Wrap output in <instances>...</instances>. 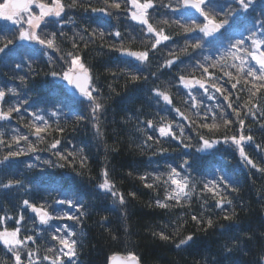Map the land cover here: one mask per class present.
Masks as SVG:
<instances>
[{
    "label": "trees",
    "instance_id": "16d2710c",
    "mask_svg": "<svg viewBox=\"0 0 264 264\" xmlns=\"http://www.w3.org/2000/svg\"><path fill=\"white\" fill-rule=\"evenodd\" d=\"M36 1L51 6L56 0ZM113 2L59 0L64 5L61 17L46 20L37 31L42 39L55 34L53 48L39 43L20 45L19 28L0 20V32H11L16 38L6 53H0V88L6 92L0 108L20 109L0 120V139L4 141L0 144V233L19 229L15 239L21 241L11 247L0 241V264H16L14 253H19L22 264H52L54 259L57 264H108L117 254L136 257L141 264H259L264 255V173L247 165L224 137L251 135L253 140L242 147L249 159L264 166V98L258 94L252 109L255 115L249 113L248 88L253 81L247 76L249 67L259 74V65L247 53L257 51L253 39L264 40L260 27L264 0H253L247 10L238 0H209L204 10L217 21L228 20L210 37L198 29L183 31L180 24L203 26L207 21L188 14L182 0H153L154 7L146 14L148 21L170 37L155 48V33L131 22V0H115L120 9L112 7ZM92 8L105 11L93 12ZM194 40L200 48L192 49ZM238 40L244 41L241 49L235 46ZM125 50L147 51L148 59L123 60L119 54ZM259 51H264V44ZM69 52L80 57L92 77L91 88L99 90L93 95L103 107L96 114L86 97L75 95L57 81L71 68ZM236 57H242L244 63ZM169 59L174 61L171 66L166 64ZM16 64H22V70H16ZM201 64L208 67L207 73ZM226 73H231V80ZM132 75L140 79L132 81ZM18 76H24L26 83L22 85ZM180 76L204 80L207 91L196 84L184 88ZM237 80L240 83L233 89ZM212 84L222 88L223 94ZM10 88L16 93L9 92ZM157 93L168 95L171 103ZM224 95L241 112L243 129ZM35 115L43 121L35 120ZM225 119L232 123L225 125ZM149 120L155 127H148ZM44 121L47 130L35 136L31 126ZM205 123L218 127H201ZM168 124L178 137L183 129V136L161 137L158 128ZM58 127L64 131H57ZM20 136L28 140L17 144L13 137ZM148 136L153 140L148 141ZM201 136L219 144L202 153ZM55 139L61 142L51 149ZM18 149L25 154L4 161L10 150ZM57 151L67 159L56 156ZM171 168L187 178L185 191L191 192L179 201L167 199L175 187L165 183ZM140 176H151L148 182L154 184L153 189L146 188ZM106 180L117 196L99 186ZM209 181L232 201L222 206L224 211L216 206L214 193L204 189ZM10 183L11 187H4ZM24 200L47 213L50 218L45 225ZM60 200H72L74 206L58 203ZM157 200L168 207L160 208ZM233 211L232 220L223 219ZM193 215L201 223L193 221ZM208 219L214 221L212 227H208ZM161 233L169 239H161ZM189 235L192 239L179 245ZM60 237L75 242V255H64L68 249L59 243Z\"/></svg>",
    "mask_w": 264,
    "mask_h": 264
},
{
    "label": "snow or ice",
    "instance_id": "6c2138e0",
    "mask_svg": "<svg viewBox=\"0 0 264 264\" xmlns=\"http://www.w3.org/2000/svg\"><path fill=\"white\" fill-rule=\"evenodd\" d=\"M132 4L134 7H136L138 9L137 12L133 13V19H138L142 24L147 25V31L149 33H155L156 39H155V43L152 45L153 48L156 47V45L160 44L161 41H166L169 40L170 37L169 35H165L163 33V31H156L152 24L149 23L148 19L146 18V14H147V10L151 9L154 7L153 4V0H145L144 3H139V0H131ZM207 2H209V0H182V6L184 8H192L195 9L197 12H199L204 19L207 21V23L203 26H199V25H195V26H187L185 24H180L179 21H176L177 24H180V27L183 28V31L186 33L189 32H193L196 31L197 29L204 33V35H212L214 32L219 31L221 28H223L227 23L228 20L227 19H223V20H219L217 21L216 18L214 16H210L208 12H206L204 10V8L202 6H204ZM73 3H75V0H73ZM238 3L240 5V7L244 10H247L252 4H253V0H238ZM34 4V0H4L3 3H0V19H2L3 21H7L10 22V27L16 26V25H20V28L18 29L19 31V36L18 39L19 40H31V41H37L40 45H44L48 48H53L54 47V40H55V34H53V38H49V39H42L40 38L35 31H33L32 29H37L40 27V23L41 21H43L44 17L53 14L55 16H60L61 12L64 11V5L59 3V0H56V6L55 8H48L45 4L42 3H38L35 4V7H38L40 9V13L39 15H33L32 13V5ZM112 7H114L115 9H120L121 8V4L119 2H113ZM85 11H87V9H85ZM93 12H104L105 9H97V8H92ZM27 14V19L25 21V23L28 25V29L26 30L23 27V24L21 23V18ZM109 15H111V13H109ZM260 27L262 29H264V23H262L260 25ZM61 35H63V33H61ZM104 33H100V36L103 37ZM121 35L120 32H116L115 36L119 37ZM253 36H255V33H253ZM0 37H2L3 39L0 40V44H2V46H0V53H6V51L9 49V46L14 45L16 43V38L12 35L11 32H9L8 34H5L4 32H0ZM252 43L254 45L257 46V51H250L247 53V55H249L251 57L252 60H254L258 65H259V74L254 71L251 67H249L248 71H247V76L252 78L251 82V87L248 88V92L250 94V98L248 101V105H251V107H249V113H251L252 115H255V113L252 111V109L256 106V102H255V98L258 96V94H260L261 98H264V51H259V45L260 44H264V40H256L253 39ZM244 45V41L243 40H238L236 42V47L238 49L243 48ZM87 46V45H85ZM73 47H77V45L75 43H73ZM192 49H197L201 47V44L199 43L198 40H194L193 43L191 44ZM184 51H187V48L184 49ZM131 56H135L138 60L141 61H146L148 59V55L149 53L147 51L144 52H131L128 53ZM69 57H71V68L69 69V71H66L63 73V79L67 80L69 82V84H72L75 86L76 89L79 90L80 94L84 97H86L90 102H91V111L93 114L98 113V111L103 107V103L102 101L99 99L98 96L93 95L94 92H98V89L95 88H90V81L92 79V77L89 75V70L85 67L84 63L81 62V59L78 55H74L72 52H69L67 54ZM238 59L241 60V64L244 63V60L242 57H236ZM176 59H179V57H176ZM205 59H208V57H205ZM174 63L173 60L169 59L166 64L167 66H171ZM212 67H214L215 65H210ZM200 67L203 69V71L205 73L208 72V67L204 66L203 64L200 65ZM23 65L22 64H16L15 65V69L16 70H22ZM76 70V74L75 75H70V72ZM51 75L55 76L57 75V73L52 72ZM226 75L229 76V79H232V75L231 73H226ZM20 81L21 84H25L26 80L24 76H18L17 77ZM140 79V77L136 76V75H132L131 76V80L132 81H136ZM180 81L181 83L184 85L185 88H189L191 87L193 84L199 85L200 88L205 89V91H207V88L205 87V81L204 80H195V81H190L185 79L184 76H180ZM254 81H261V83H255ZM240 83L239 80H237L236 83L232 84V88L235 89L237 88V84ZM212 87L216 88V91L221 92L223 94L224 90L220 87H217L215 84L211 85ZM111 87V86H109ZM9 92H12L13 94L16 93V89L15 88H10L8 89ZM158 95L163 96V99L165 101H167L168 103H171V100L169 98L168 95L163 94V93H157ZM6 96V92L3 88H0V101H4V98ZM224 99L226 101H229L228 103V108H231L234 115L237 117V121L238 124L240 126L241 129L244 128L245 125V120L242 117V114L239 110H237V108L233 107L232 102L230 101V97L229 95H224ZM193 100H195V97H193ZM247 106V105H246ZM20 109L19 108H9L8 111H4L2 108H0V120H6L8 119L12 112H19ZM177 111L179 112V109H177ZM53 115H55V113H53ZM181 115H183L181 113ZM261 116H264V111H261ZM35 120H40L43 121V117L39 116V115H35L34 117ZM77 119H84V117H78ZM214 119V117H213ZM98 120V117H97ZM148 127H155V125L153 124V122L151 120L146 122ZM232 121L225 119L224 120V124L225 125H229L231 124ZM34 129L33 134L37 137L41 136V133L45 132L48 128V124L46 121L43 122L42 125L40 124H33L31 126ZM201 127L204 128H216L218 127V125H216L215 123L209 125V124H202ZM262 127H264V125H262ZM57 131L59 132H63L64 129L63 128H57ZM159 134L161 137H172L173 139H178L180 137L183 136V129L180 130V137H178L176 135L175 132H173L172 127L170 124L168 125H164V126H160L158 128ZM13 139L16 141L17 144H19L20 140H24L27 141L28 137L27 136H20V137H13ZM201 140H203V146L205 148L207 147H211V144L209 142L208 139H205L203 136L200 137ZM225 142L231 140L232 143H234L235 145H237L239 147V153L240 156L244 159V161L246 162L247 165H250L252 168L257 169L259 172L264 173V166H258V164L256 162H254L253 159H249L248 156L245 153V149L241 146L245 141H252L253 137L251 135H244V134H240L238 137L236 135H233L231 137L225 136L224 137ZM148 141L153 140L152 136H148L147 137ZM60 140L59 139H55L51 144H50V148L51 149H57V146L60 144ZM4 143V141L2 139H0V144ZM212 143H216V141H213ZM8 147L11 149V145H8ZM185 147H188V145H185ZM30 150L31 151H36V149L34 147L30 146ZM166 151V149L164 150ZM25 152L23 149H18L16 151H12L10 150L7 153V156H5L4 161H9L12 158L24 155ZM56 156H58L60 159L62 160H66L67 157L64 156L63 154H61V152L57 151L54 153ZM69 156L73 155L71 152L68 153ZM3 163V162H0ZM185 164H187V161L184 162ZM64 165H61V167H63ZM29 167H31V165H29ZM81 167H83V163H81ZM105 176L108 175L107 172L104 173ZM179 177V178H178ZM139 179L144 182V186L148 189H153L154 184L148 182L151 178V176H140ZM155 179L158 181L160 179L159 176L155 177ZM16 184H19V181L15 182ZM165 183L170 184V185H174L175 187L172 189V191H170L167 194V199L168 200H176L179 201L181 199L182 196H190L191 192H186L185 189L189 187L188 185V181L186 177H182L181 174L177 171V169L175 168H171L170 172L168 173V179L165 181ZM12 184H8V185H4L5 188L7 187H11ZM101 188L108 190L111 192L112 196H117L118 193L113 190V187L110 186V184L107 182V180L99 185ZM194 187V185H193ZM204 189L207 192H212L214 193V196L216 197V206L218 208H221V211H224L223 209V205L224 204H228L231 205L232 201L227 199L226 196L222 195L219 191H217V184L214 181H209L208 183H205L203 185ZM129 195L134 196V193H129ZM120 199V203L123 204L124 203V197L121 195L119 197ZM58 203H68V204H73L74 206V202L72 200H60L57 201ZM24 205H28L30 207H32L29 203L28 200H24L23 201ZM156 204L160 207V208H167L168 204L166 203H162L160 200L156 201ZM32 210L35 212H39L40 209L32 207ZM235 215V212L233 211L232 214H225L223 216V219L225 220H232L233 216ZM50 217H47V213H45L44 215H41V220L42 222H47V219H49ZM191 219L193 221H195L197 224L201 223V220L196 216L193 215L191 217ZM208 227H212L214 225V221L212 219H208L206 221ZM17 231H19V229H17L16 231H13L11 233L7 232V230L5 229L4 232L0 233V238H4V242L6 244L9 243H14V244H20L21 241L20 240H16V234ZM160 238L163 240H168L169 237L167 235L164 234H159ZM8 237H11V239H9ZM28 239H31V237H28ZM192 239V236L189 235L185 238H181L179 241V245L185 244L187 243V241H190ZM59 243L64 245L65 248L68 249V252L64 253V255H75V249L73 247V244L75 243L74 241L70 242L69 240L60 237L59 238ZM179 245H177L179 247ZM232 249H228V251H231ZM15 257H16V264H22L21 261V257L19 255V253H14ZM132 261L133 264H136V258L132 257ZM52 264H57V261L54 259ZM259 264H264V255H261L259 257Z\"/></svg>",
    "mask_w": 264,
    "mask_h": 264
},
{
    "label": "rangeland",
    "instance_id": "374dc122",
    "mask_svg": "<svg viewBox=\"0 0 264 264\" xmlns=\"http://www.w3.org/2000/svg\"><path fill=\"white\" fill-rule=\"evenodd\" d=\"M0 3H3V2H1L0 1ZM35 4H38V2L36 1V0H34V4L32 5V13H33V15H39V13H40V9L38 8V7H35ZM55 6H56V1H54L53 2V4L50 6H47L48 8H55ZM244 10V9H243ZM138 11V9L136 8V7H134L133 8V11L132 12H137ZM148 11V10H147ZM62 13L63 12H61V14H60V16H55L54 15V13L53 14H50V15H48V16H46V17H44V19H43V21H41V23H40V26L46 21V20H50V19H58V18H60L61 17V15H62ZM26 19H27V14H25L22 18H21V23L23 24V27H24V29H26V30H29L28 29V25L25 23V21H26ZM1 21H3L2 19H0ZM4 22H7V21H4ZM8 23H10V22H8ZM18 28H20V25H16ZM38 29L39 28H37V29H32L33 31H35L36 32V34H37V31H38ZM213 35V34H212ZM212 35H210V36H212ZM209 36V37H210ZM18 43L20 44V45H38V42L37 41H31V40H18ZM72 67V66H71ZM74 73H76V70H73V71H71L70 72V75H73ZM57 81L58 82H60V83H63L70 91H71V88H70V84H69V82L67 81V80H65V79H63V76H61V77H58L57 78ZM191 81V80H190ZM182 84V83H181ZM182 86L184 87V85L182 84ZM195 85L193 84L191 87H189V88H187V89H192L193 87H194ZM185 88V87H184ZM72 92V91H71ZM73 93V92H72ZM0 102H2V101H0ZM246 142V141H245ZM244 142V143H245ZM243 143V144H244ZM210 144H211V147H207V148H205L204 146L202 147V149L200 150L202 153H207V152H209L210 150H212L214 147H216L217 146V144H219V142H216V143H212V142H210ZM228 144L229 145H231V146H234L236 149H237V151H238V153H239V147L237 146V145H235L234 143H232V141H229L228 142ZM242 144V145H243ZM241 145V146H242ZM42 211L40 210L39 212H35V211H33V213L35 214V215H38L39 213H41ZM47 217H49L48 215H47ZM48 220V219H47ZM66 252H68V250H66ZM65 252V253H66Z\"/></svg>",
    "mask_w": 264,
    "mask_h": 264
},
{
    "label": "water",
    "instance_id": "95a60500",
    "mask_svg": "<svg viewBox=\"0 0 264 264\" xmlns=\"http://www.w3.org/2000/svg\"><path fill=\"white\" fill-rule=\"evenodd\" d=\"M203 7V6H202ZM186 12L188 14H191L193 16H196V17H200V18H204L199 12H197L195 9H192V8H185ZM133 13L131 14V22L136 25V26H142V27H147V25L145 24H142L138 19H133ZM147 18V16H146ZM131 52H136V53H139L138 51H130V50H125V51H122L120 52L119 54V57L123 60H128V61H132V62H138L139 60L135 57V56H131L129 55L128 53H131ZM76 73H74L73 75H75ZM90 75V74H89ZM70 88H71V91L75 94V95H78V96H82L79 92L78 89L75 88L74 85L70 84ZM90 88H91V81H90ZM7 120V119H6ZM41 215H44V213H39L37 215V218H38V221L41 225H45L46 223L45 222H42L41 220ZM9 239H11V237H8ZM0 241L7 247H11L13 246L14 243H9V244H6L4 242V238H0ZM136 258V257H135ZM108 264H133V261H132V257H125V256H122L120 254H117V255H114L110 260H109V263ZM136 264H141L140 261L138 260V258H136Z\"/></svg>",
    "mask_w": 264,
    "mask_h": 264
}]
</instances>
